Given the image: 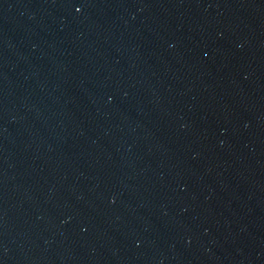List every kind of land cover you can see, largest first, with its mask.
Instances as JSON below:
<instances>
[{
    "label": "water",
    "instance_id": "obj_1",
    "mask_svg": "<svg viewBox=\"0 0 264 264\" xmlns=\"http://www.w3.org/2000/svg\"><path fill=\"white\" fill-rule=\"evenodd\" d=\"M0 264H264V0H0Z\"/></svg>",
    "mask_w": 264,
    "mask_h": 264
}]
</instances>
